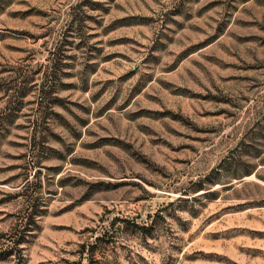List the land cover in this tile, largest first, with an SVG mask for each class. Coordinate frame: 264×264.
<instances>
[{
  "label": "rangeland",
  "instance_id": "374dc122",
  "mask_svg": "<svg viewBox=\"0 0 264 264\" xmlns=\"http://www.w3.org/2000/svg\"><path fill=\"white\" fill-rule=\"evenodd\" d=\"M104 230V264H264V0H0V264Z\"/></svg>",
  "mask_w": 264,
  "mask_h": 264
},
{
  "label": "trees",
  "instance_id": "16d2710c",
  "mask_svg": "<svg viewBox=\"0 0 264 264\" xmlns=\"http://www.w3.org/2000/svg\"><path fill=\"white\" fill-rule=\"evenodd\" d=\"M36 216L31 214V218H21V222H19V226H21L23 230V235L18 238L14 239L11 238L12 244L9 246V249L6 251L8 256L17 255V251L22 252V246L24 243L28 242L27 237L29 235H33L32 233L36 229V220H33ZM135 226L139 227V224L134 223ZM145 227V226H143ZM108 232L105 230L97 235L93 242H85L81 245L82 251L81 254L83 257L87 258V264H104L106 261V254L109 248V241L106 239Z\"/></svg>",
  "mask_w": 264,
  "mask_h": 264
}]
</instances>
